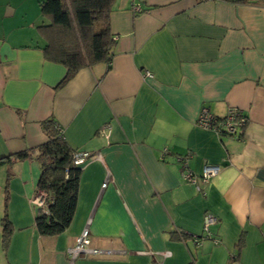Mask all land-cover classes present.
<instances>
[{
  "label": "crops",
  "instance_id": "crops-1",
  "mask_svg": "<svg viewBox=\"0 0 264 264\" xmlns=\"http://www.w3.org/2000/svg\"><path fill=\"white\" fill-rule=\"evenodd\" d=\"M42 1L0 0V264H264V0H116L110 69L62 85L65 66L44 57ZM231 109L248 119L242 138L197 124ZM50 119L92 154L57 236L35 225L37 151L15 156L46 142ZM206 165L221 171L199 189L183 179ZM88 224L92 248L124 253L71 262Z\"/></svg>",
  "mask_w": 264,
  "mask_h": 264
},
{
  "label": "trees",
  "instance_id": "trees-1",
  "mask_svg": "<svg viewBox=\"0 0 264 264\" xmlns=\"http://www.w3.org/2000/svg\"><path fill=\"white\" fill-rule=\"evenodd\" d=\"M115 1L44 0L40 3L41 14L49 21L39 27L47 41L44 57L49 62L62 64L67 70L60 85L85 68L107 63L110 69L116 46L111 32ZM42 126L46 142L15 156L27 159L37 151L36 160L42 175L36 195L45 196L46 210L37 211L35 225L41 235L57 236L65 232L74 219L82 168L74 165L77 152L67 143L59 124L50 119ZM2 222L3 246L7 248L13 232L7 212Z\"/></svg>",
  "mask_w": 264,
  "mask_h": 264
},
{
  "label": "built area",
  "instance_id": "built-area-1",
  "mask_svg": "<svg viewBox=\"0 0 264 264\" xmlns=\"http://www.w3.org/2000/svg\"><path fill=\"white\" fill-rule=\"evenodd\" d=\"M135 12L140 13L142 9L140 6H136L134 8ZM151 76L150 74H147ZM247 117L239 110V109H231L224 119H219L212 115L208 110H203L201 116L198 119V126L204 130H210L215 132L218 135H227L236 138H242L243 129L247 124ZM91 153L89 152H78L74 158V165L77 167L84 166L87 160L91 157ZM181 161V159H179ZM221 171L220 166L216 165H206L203 169L201 175L195 174L193 171L186 169L183 172V179L193 185L198 187V182L203 181L204 183H208L212 178L217 176ZM108 181L103 184L102 188L107 187ZM199 189V187H198ZM32 204L36 207L37 211H45L46 210V198L43 195H36ZM216 223V219L211 214H206L204 216V229L206 231L209 230L210 226ZM201 242L197 243L200 245ZM121 251L114 250H103L91 247L90 241V230L89 224L82 231L80 236L77 238L75 246L69 250V256L71 262H75L78 258L86 255L93 256H108L114 254H123ZM150 256L155 258L156 256L162 257H170L171 253L168 252H150Z\"/></svg>",
  "mask_w": 264,
  "mask_h": 264
},
{
  "label": "rangeland",
  "instance_id": "rangeland-1",
  "mask_svg": "<svg viewBox=\"0 0 264 264\" xmlns=\"http://www.w3.org/2000/svg\"><path fill=\"white\" fill-rule=\"evenodd\" d=\"M35 209H36V207H35ZM36 211H37V209H36ZM3 217H4V214H3V216H2V219H3ZM1 218V217H0Z\"/></svg>",
  "mask_w": 264,
  "mask_h": 264
}]
</instances>
